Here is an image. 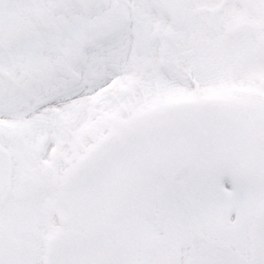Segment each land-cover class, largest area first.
<instances>
[{
  "label": "snow or ice",
  "instance_id": "6c2138e0",
  "mask_svg": "<svg viewBox=\"0 0 264 264\" xmlns=\"http://www.w3.org/2000/svg\"><path fill=\"white\" fill-rule=\"evenodd\" d=\"M0 264H264V0H0Z\"/></svg>",
  "mask_w": 264,
  "mask_h": 264
}]
</instances>
